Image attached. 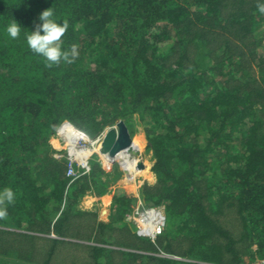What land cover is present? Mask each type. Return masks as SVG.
Segmentation results:
<instances>
[{"label":"trees","instance_id":"16d2710c","mask_svg":"<svg viewBox=\"0 0 264 264\" xmlns=\"http://www.w3.org/2000/svg\"><path fill=\"white\" fill-rule=\"evenodd\" d=\"M260 2L0 0V190L15 193L0 219V264H244L262 253ZM49 7L69 24L62 49L77 45L72 63L47 67L26 44ZM65 120L90 136L119 120L130 137L142 128L156 182L139 196L166 216L157 245L135 234L122 190L108 222L79 208L121 172L105 173L94 154L89 174L68 185L52 144Z\"/></svg>","mask_w":264,"mask_h":264},{"label":"rangeland","instance_id":"374dc122","mask_svg":"<svg viewBox=\"0 0 264 264\" xmlns=\"http://www.w3.org/2000/svg\"><path fill=\"white\" fill-rule=\"evenodd\" d=\"M262 31L264 32V26L258 28L256 35L257 36L262 35V44L264 45V34H262ZM63 126L60 128L61 130L63 129ZM57 128L55 129L54 132H56ZM107 128H109V126L105 127L101 132H104ZM131 138H132V141H134L133 147L136 148L139 152V156L137 158L139 161H141L143 163V165H144L143 168L145 167V171H143V173H141V171L139 170L133 176H131V175L126 176L125 172L119 167V165L116 162H112V163L107 162V164H105L104 163L105 161L99 157L98 153L94 152V154L97 155L95 160L99 161L101 163V166H102L105 173H113L112 172L113 166H117L118 170L121 172V175L111 182V184L108 186L107 191L103 195H98L94 192L86 193L85 195H83L82 198L80 199L78 206L82 210H89L91 212L96 213L98 220L108 222L110 219L109 217L111 214V209L113 207L112 203H113L114 195L117 194V191L122 190L128 197H130L134 200V202L130 205V209L125 213V218L133 224L132 225L133 230L136 234V225L131 220V218L127 217V215H129L132 212V210L136 206H138L139 204H142L144 207L147 206L141 200V198L139 196V189H140L143 182H146L147 184H150V185L154 184L156 182V176L153 173V171L151 170V166L154 162V159L152 157V153L150 151H147V152L145 151V143L146 142L144 140L145 138H144V135L142 132V128L139 127V131L136 132V135H134ZM52 144L55 148H62V150L64 148L62 143H61V140L59 139V136L56 133H53ZM57 152H62V151H57ZM92 158L93 157H91V159ZM151 175H152V178H151ZM103 179H105V176L102 177V180ZM157 207L161 208L163 215H164V226L162 228V231H163L165 226H166L165 211H164L163 206H157ZM142 238H147L154 245L156 244L155 240L152 241L148 237H142ZM88 242L92 243L91 241H88ZM244 257H245L244 260L246 262L248 260L249 256L246 255ZM1 258H4L5 260L9 261L10 263L12 262V259L9 258L8 256H2ZM22 263L24 264V262H22ZM25 264H30V263H25Z\"/></svg>","mask_w":264,"mask_h":264},{"label":"built area","instance_id":"2783aa9c","mask_svg":"<svg viewBox=\"0 0 264 264\" xmlns=\"http://www.w3.org/2000/svg\"><path fill=\"white\" fill-rule=\"evenodd\" d=\"M66 124L70 125L72 129L79 132L80 135L78 136L77 134H75V136L69 138L68 136L58 134L64 148L62 152H56L53 154V156L57 159L64 158L66 160V176L69 178L68 185L80 176L88 174L90 172V159L94 152H97L99 157L104 155H107V157H114L118 152L125 150L121 149L112 156L108 155L107 153H103V155L99 153L98 150L95 151L93 149L95 147H99L104 132H100L95 136H90L87 132L76 127L66 120L58 126L57 130ZM109 127L116 129L115 124ZM122 156L123 158L120 156L117 158L114 157L112 162H116L126 175L128 168H130L131 170L134 169V167L138 163V158L128 153L122 154ZM104 163L107 164L106 161ZM152 208L160 212L161 218L163 219L162 225L157 224L155 227H151L148 226L147 223H145L147 220V211ZM127 217L131 218V220L135 223L136 234L138 236L148 237L152 241H154L156 236L161 233L164 226L163 212L161 208L157 206L147 205L146 207H144L142 204H139L132 210L129 215H127ZM253 249L255 250L256 246H253ZM244 264H264V249L259 256H256L253 259H248Z\"/></svg>","mask_w":264,"mask_h":264},{"label":"clouds","instance_id":"9594fccd","mask_svg":"<svg viewBox=\"0 0 264 264\" xmlns=\"http://www.w3.org/2000/svg\"><path fill=\"white\" fill-rule=\"evenodd\" d=\"M260 13H264V0L257 5ZM54 11L51 7L42 10L38 14L40 23L34 30L28 31L25 41L28 48L38 56L42 57L47 67L58 65L61 62L72 63L78 56L77 45L73 44L70 50L62 49V37L69 28L66 20L54 18ZM6 32L12 39H16L21 32V26L13 19L7 25ZM15 200V193L5 188L0 190V219L7 216V207Z\"/></svg>","mask_w":264,"mask_h":264},{"label":"water","instance_id":"95a60500","mask_svg":"<svg viewBox=\"0 0 264 264\" xmlns=\"http://www.w3.org/2000/svg\"><path fill=\"white\" fill-rule=\"evenodd\" d=\"M115 128L109 127L107 128L102 136L100 145H99V153H107L112 156L117 151L121 149H126L130 155L134 157L139 156V152L136 148H131L133 141L130 137L128 130L122 120H119L115 123ZM139 168H143V163L138 160L137 163ZM148 206H153V203H148Z\"/></svg>","mask_w":264,"mask_h":264},{"label":"bare ground","instance_id":"6f19581e","mask_svg":"<svg viewBox=\"0 0 264 264\" xmlns=\"http://www.w3.org/2000/svg\"><path fill=\"white\" fill-rule=\"evenodd\" d=\"M67 128H70V125H67L66 124V125L63 126V129H62L64 131L63 133H65V135L68 136L69 138H71L72 136H75V135H69V133H67L68 132V129ZM77 133H78L77 135L79 136L80 133L79 132H77ZM132 147H133V144H132L131 148ZM93 150L97 151V150H99V147H95ZM125 153H128L126 149L124 151L118 152L114 157L117 158V157L120 156V157L123 158L122 154H125ZM128 154H130V153H128ZM104 156H100V158L102 160L108 162V163L109 162L112 163V160L114 159V157H107V155H104ZM138 168L139 167H138L137 164H136V166L134 167L133 170H131L130 168H128L127 169L128 171H127V174L126 175H131V176L135 175L136 172H137V170H138ZM162 220L163 219L161 218V214L158 212V210L152 208V209H149L147 211V220H146L145 223H147L148 226L155 227L157 224L162 225Z\"/></svg>","mask_w":264,"mask_h":264}]
</instances>
